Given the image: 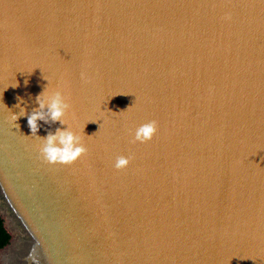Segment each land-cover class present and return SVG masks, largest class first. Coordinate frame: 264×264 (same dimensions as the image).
Listing matches in <instances>:
<instances>
[{
    "label": "water",
    "instance_id": "95a60500",
    "mask_svg": "<svg viewBox=\"0 0 264 264\" xmlns=\"http://www.w3.org/2000/svg\"><path fill=\"white\" fill-rule=\"evenodd\" d=\"M0 214V264H264V0H0Z\"/></svg>",
    "mask_w": 264,
    "mask_h": 264
},
{
    "label": "clouds",
    "instance_id": "9594fccd",
    "mask_svg": "<svg viewBox=\"0 0 264 264\" xmlns=\"http://www.w3.org/2000/svg\"><path fill=\"white\" fill-rule=\"evenodd\" d=\"M36 99L41 111H34L27 115V123L31 134L38 133V120L45 119L46 115L50 116L52 120H59L62 124H67L64 117L69 109V104L60 91L45 93V90H43L37 95ZM45 108H47V114L43 111ZM23 114L22 111L19 115ZM13 118L16 120L17 116ZM155 131L156 122L149 121L135 130V139L141 142L151 139ZM41 140L40 151L49 162L71 163L86 151L85 145L80 142L81 137L68 124L65 128H57L55 132L48 133ZM128 162L129 157L118 156L115 161V167H125Z\"/></svg>",
    "mask_w": 264,
    "mask_h": 264
},
{
    "label": "trees",
    "instance_id": "16d2710c",
    "mask_svg": "<svg viewBox=\"0 0 264 264\" xmlns=\"http://www.w3.org/2000/svg\"><path fill=\"white\" fill-rule=\"evenodd\" d=\"M13 233L9 229L5 218L0 214V250L11 242Z\"/></svg>",
    "mask_w": 264,
    "mask_h": 264
},
{
    "label": "rangeland",
    "instance_id": "374dc122",
    "mask_svg": "<svg viewBox=\"0 0 264 264\" xmlns=\"http://www.w3.org/2000/svg\"><path fill=\"white\" fill-rule=\"evenodd\" d=\"M10 257V256H9Z\"/></svg>",
    "mask_w": 264,
    "mask_h": 264
}]
</instances>
